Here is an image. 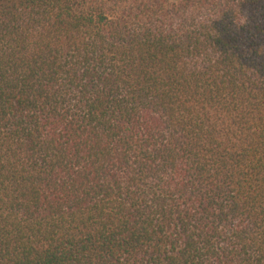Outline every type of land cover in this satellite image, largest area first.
<instances>
[{"label": "trees", "instance_id": "1", "mask_svg": "<svg viewBox=\"0 0 264 264\" xmlns=\"http://www.w3.org/2000/svg\"><path fill=\"white\" fill-rule=\"evenodd\" d=\"M0 264H264V0H0Z\"/></svg>", "mask_w": 264, "mask_h": 264}, {"label": "rangeland", "instance_id": "2", "mask_svg": "<svg viewBox=\"0 0 264 264\" xmlns=\"http://www.w3.org/2000/svg\"><path fill=\"white\" fill-rule=\"evenodd\" d=\"M172 1H178V0H172Z\"/></svg>", "mask_w": 264, "mask_h": 264}]
</instances>
